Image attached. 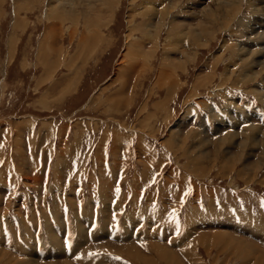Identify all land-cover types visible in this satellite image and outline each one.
Segmentation results:
<instances>
[{
  "label": "rangeland",
  "instance_id": "rangeland-1",
  "mask_svg": "<svg viewBox=\"0 0 264 264\" xmlns=\"http://www.w3.org/2000/svg\"><path fill=\"white\" fill-rule=\"evenodd\" d=\"M30 1L0 0V264H264V3L112 0L93 27Z\"/></svg>",
  "mask_w": 264,
  "mask_h": 264
},
{
  "label": "bare ground",
  "instance_id": "bare-ground-1",
  "mask_svg": "<svg viewBox=\"0 0 264 264\" xmlns=\"http://www.w3.org/2000/svg\"><path fill=\"white\" fill-rule=\"evenodd\" d=\"M30 1V0H29ZM33 1V0H32ZM35 1V0H34ZM57 1V4L55 5V11H53V9L51 10V11H53V12H50V17H52V18H62L63 19V17L64 16H70L71 18V21L73 22V24H76L77 23V18H76V16H74V15H72L71 13H69L68 15H65V7H64V2L63 1H60V0H56ZM79 1H81V0H79ZM86 1V4H82V11L81 12H83L84 13V24L85 25H88V26H90V25H92L93 27H96V26H99V24L102 22V21H105V20H103L104 19V16L106 15V14H109V17L112 15V7H110V5L108 4L109 2H111L112 0H99L100 1V7L99 8H96V6H94V5H92V3H90V2H88V1H90V0H85ZM179 1V0H178ZM31 2V1H30ZM98 2V1H97ZM225 3L224 5H227V4H229V1L228 0H217V1H215V4H218V3ZM72 3H73V1L71 0V4H70V10L68 11V12H70V11H73L72 9H71V6H72ZM99 3V2H98ZM259 3H264V0H260V2ZM74 4V3H73ZM112 4V3H111ZM87 5V6H86ZM223 5V6H224ZM259 5V4H258ZM75 7H76V5H74ZM143 6V5H142ZM221 6V5H220ZM141 7V6H140ZM144 7V6H143ZM147 7H149V6H147ZM155 7V6H154ZM154 7H152L153 9H154ZM175 7V5L173 6V5H169V8H171V10H172V8H174ZM77 8V7H76ZM213 8V7H212ZM255 8H256V6H255ZM144 9V8H143ZM148 9V8H147ZM176 9V8H175ZM207 9H208V7H207ZM217 9V8H216ZM234 9H236V4H235V6H233V10ZM264 9V8H263ZM149 10H151V9H149ZM140 11V10H139ZM148 11V10H147ZM156 11V10H155ZM207 11H209V10H207ZM68 12H66V13H68ZM141 12V11H140ZM149 12V11H148ZM179 12V11H178ZM220 12V11H219ZM72 13H74V12H72ZM142 13H143V11H142ZM147 13V12H146ZM208 13H211V11L210 12H208ZM222 13H223V11H222ZM257 13V12H256ZM180 14V13H179ZM218 14V13H217ZM216 14V16H219V14L217 15ZM151 15V14H150ZM212 15V14H211ZM208 16H209V14H208ZM261 16V15H260ZM78 17V16H77ZM230 17H231V15H230ZM101 19H102V21H101ZM149 19V18H148ZM209 19V18H208ZM213 19V18H212ZM217 19V18H216ZM215 19V20H216ZM74 20V21H73ZM214 20V19H213ZM214 20V21H215ZM227 20V19H226ZM225 20V21H226ZM108 21V20H107ZM94 22H96V23H94ZM209 23V22H208ZM225 23V22H224ZM260 24V23H259ZM150 25V24H149ZM206 26H207V24H206ZM206 26L204 25V24H199V25H197V26H195V27H197L198 28V34L196 33L195 34V36H196V38H195V40L197 39V40H199V37L200 38H202L203 36H205V35H207V33H208V31H207V29H206ZM73 27H75L74 25H73ZM210 27V26H209ZM170 28H171V33H173L174 35H175V39L174 40H172V46L174 45L175 47H173V50H174V52H173V50H172V52L175 54V52H177V50H179V47H181L180 46V43H181V41L182 40H184V36H186V32H185V26H184V24L183 23H179V21H176V20H171V26H170ZM213 28V27H212ZM255 29V28H254ZM48 30V29H47ZM93 30V29H92ZM193 30V29H192ZM195 30V29H194ZM53 31V28H51L50 29V31L48 32V33H50V32H52ZM148 31H149V29H148ZM173 31V32H172ZM90 32H94V30L93 31H90ZM193 31H191V33H192ZM128 35V34H127ZM150 35V33H148L147 34V37ZM192 35V34H191ZM194 35V34H193ZM192 35V36H193ZM249 35V34H248ZM262 36L263 35H260L259 36V38L261 39L262 38ZM46 37V36H45ZM48 37V36H47ZM97 37H98V35H97V33H96V39H97ZM174 37V36H173ZM194 37V36H193ZM84 38V37H83ZM98 39H100V38H98ZM46 40H47V38H46ZM94 41H95V39H93ZM48 41V40H47ZM47 41H46V43H47ZM84 41H86V40H84ZM90 41V40H89ZM50 42H52V41H50ZM49 42V43H50ZM256 42V41H255ZM85 43H87V42H85ZM84 43V44H85ZM245 43V42H244ZM243 43V44H244ZM200 44H202L201 42H200ZM199 45V44H198ZM235 45V44H234ZM45 46V45H44ZM50 46V45H49ZM51 46H52V44H51ZM50 46V47H51ZM78 46H80V45H78ZM83 46H85V45H83ZM200 46V45H199ZM242 46V45H241ZM10 47H12V46H10ZM243 48H245V47H243ZM264 49V38L263 39H261V41L259 42V52H254V53H252L251 51H249L248 50V52H249V55L250 54H252V56H258L259 54V56H263V55H261V54H263V52H264V50L263 51H261V49ZM79 49V48H78ZM180 52H182V53H184V54H187V53H185L186 51H185V49H183L182 47H181V50H179ZM224 51V50H223ZM253 51H255V50H253ZM179 52V53H180ZM248 52L246 53V55L248 54ZM78 53V52H77ZM218 54V53H217ZM216 54V55H217ZM240 54V53H239ZM76 55V54H75ZM172 55V54H171ZM213 57V56H212ZM220 57V56H219ZM187 58H188V56H187ZM214 58H218L217 56L216 57H214ZM248 58V57H247ZM171 59V58H170ZM256 58H254V60H255ZM259 59V58H258ZM172 60H173V58H172ZM184 60V59H183ZM214 60H216V59H214ZM246 61V60H245ZM255 61H257V63H258V61L259 60H255ZM214 62V61H213ZM235 62V61H234ZM182 63V62H181ZM244 64V63H243ZM214 65V64H213ZM215 65H216V63H215ZM250 65V64H249ZM245 66V65H244ZM251 66V65H250ZM121 67H122V65H121ZM262 67V66H261ZM264 67V66H263ZM230 68H233V67H230ZM242 68V67H241ZM250 68H252V67H250ZM173 69V68H172ZM226 69H228V68H226ZM248 69V68H247ZM245 70V69H244ZM166 71V72H165ZM227 71H229V70H225V73H224V79L226 80V78L228 77V75H227ZM232 72V71H231ZM166 73H167V69L166 68H164L163 67V69L161 70V71H159V74H158V76H157V78H156V83L157 84H161V82H163L162 80L164 79V76L166 77ZM208 75V74H207ZM205 76V75H202L201 77H199V78H197V80L199 81V82H203L204 84H205V81H207L208 79H209V75L208 76ZM258 75H260L259 74V71L257 72H254V74L252 75V76H250V82L253 80H257V78H258ZM223 76V75H222ZM230 76V75H229ZM168 77V76H167ZM232 77V76H231ZM260 77V76H259ZM263 76H261V78H262ZM247 79V78H246ZM259 79V78H258ZM204 80V81H203ZM210 80V79H209ZM212 80V79H211ZM262 80V82H264V79L262 78L261 79ZM197 81V83H199ZM242 83H244V82H242ZM253 83H255V82H253ZM171 85V84H170ZM220 89H222V88H218V90H220ZM221 91V90H220ZM224 91V90H223ZM218 92V94L220 93L219 91H217ZM192 94V93H191ZM260 95L262 94V96H264V93L263 92H261V93H259ZM262 96H260L259 98L261 99V97ZM192 97H193V94H192ZM260 102H262V101H260ZM264 103V102H263ZM240 115H242L243 116V114H240V113H238V116H240ZM244 117V116H243ZM183 118V117H182ZM182 118H180V119H182ZM176 125H177V123H175ZM175 124H174V126H173V129H175V130H172V135L175 137V135H176V132H177V128H176V126H175ZM221 124V123H220ZM238 123H236L235 125H237ZM222 125V124H221ZM252 126V125H251ZM251 126H249L248 127V129H249V134H247V135H244L243 137H242V144H241V146L243 147L244 146V144H247L248 146H249V148H250V144H253L255 141H257V137H256V133H257V128L256 127H251ZM175 131V132H174ZM172 136V137H173ZM177 136V135H176ZM237 135H235V133H231L230 134V136H228V141L229 140H231L233 143L235 142V139H237V137H236ZM202 138H203V136H202ZM197 139V138H196ZM220 140H219V142H218V144L217 145H219V147H222L221 145H222V143H224V141H225V139L227 140V138H219ZM199 141H201L202 142V140H199ZM195 142H197V141H195ZM208 142V141H207ZM204 143V142H203ZM232 143V144H233ZM230 144H231V142H230ZM225 145V144H224ZM254 146V145H253ZM228 147V146H227ZM252 149V148H251ZM251 149H250V152H251ZM115 150V149H114ZM204 150V149H203ZM227 150H229V149H227ZM201 151H202V149H201ZM226 151V150H225ZM247 151V150H246ZM199 152V151H198ZM205 152V151H204ZM227 152V151H226ZM226 154V153H225ZM202 154L200 153L197 157H199V159H202L203 157H204V155H202ZM249 155L250 154H248L247 156L249 157ZM227 157V155H224L223 156V159H225ZM260 159V158H259ZM259 159H258V161H259ZM237 161V160H236ZM259 162H261V160L259 161ZM228 167V166H227ZM226 167V168H227ZM255 167H259V165H256V166H254L253 168H255ZM233 169V168H232ZM246 173L245 172V166L243 165L242 166V168H240L239 169V173ZM225 175V174H224ZM264 179V178H263ZM245 181V180H244ZM49 225V224H48ZM102 228H101V226H100V230H101ZM229 236V235H228ZM222 238V237H221ZM226 239V238H225ZM230 239V238H229ZM220 241V240H219ZM231 243V242H230ZM233 244V243H232ZM246 244V243H245ZM240 245V244H239ZM248 245V244H247ZM236 246V245H235ZM233 248V247H232ZM235 248V247H234ZM246 248V247H245ZM250 253H253V252H250ZM256 253V252H255ZM259 253V252H258ZM257 254V253H256ZM261 254V253H260ZM260 254H259V256H260ZM263 254V253H262ZM249 255V254H248ZM246 256V255H245ZM6 257V256H5ZM247 257V256H246ZM249 257V256H248ZM263 257V256H262ZM166 259H167V261H169V263L170 264H177V262L174 260V257H172V258H167L166 257ZM142 261V260H141ZM141 264V263H140ZM143 264V263H142Z\"/></svg>",
  "mask_w": 264,
  "mask_h": 264
},
{
  "label": "snow or ice",
  "instance_id": "snow-or-ice-1",
  "mask_svg": "<svg viewBox=\"0 0 264 264\" xmlns=\"http://www.w3.org/2000/svg\"><path fill=\"white\" fill-rule=\"evenodd\" d=\"M117 259H119V258H117Z\"/></svg>",
  "mask_w": 264,
  "mask_h": 264
}]
</instances>
